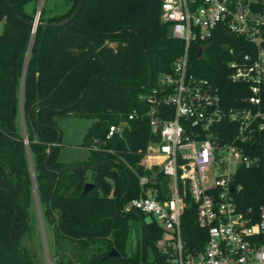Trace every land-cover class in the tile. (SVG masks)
Wrapping results in <instances>:
<instances>
[{"label":"trees","instance_id":"16d2710c","mask_svg":"<svg viewBox=\"0 0 264 264\" xmlns=\"http://www.w3.org/2000/svg\"><path fill=\"white\" fill-rule=\"evenodd\" d=\"M31 1L36 0H10L28 22L35 18L26 11ZM79 1L66 0L73 5L70 12L42 14L40 23L68 19ZM162 2L85 0L72 25L38 28L33 34L0 0V264H38L32 245L35 200L54 236L55 264H142L148 262L149 249L155 251L161 235L155 223L144 224L142 213L122 212L140 197L139 178L151 174L140 165L150 141L148 123L134 120L124 138H105L111 124L142 108L138 95L184 52V43L171 38L170 25L161 20ZM244 45V39L219 28L199 57L201 45L191 48L192 69L219 86L229 104L235 103L240 86L229 79L227 63ZM67 116L92 122L82 147L99 140L116 153L89 151L88 160L78 165L57 161L61 132L56 119ZM88 182L94 189L82 196ZM238 182L244 186V206L264 204L261 171L241 170ZM130 218L141 220L143 228L128 254ZM187 218L190 234H197L194 217ZM65 246L75 251L73 258ZM113 249L119 257L107 258Z\"/></svg>","mask_w":264,"mask_h":264},{"label":"built area","instance_id":"2783aa9c","mask_svg":"<svg viewBox=\"0 0 264 264\" xmlns=\"http://www.w3.org/2000/svg\"><path fill=\"white\" fill-rule=\"evenodd\" d=\"M161 10L185 49L138 95L142 108L107 131L111 141L124 138L134 120L149 127L140 165L151 174L139 178L140 197L122 212L153 217L162 264H264V204L244 206L238 182L241 170L264 174V0H163ZM219 28L245 41L227 63L240 86L234 104L190 61L192 46L201 45L199 57ZM100 144L86 149L116 153ZM187 216L198 226L195 235Z\"/></svg>","mask_w":264,"mask_h":264},{"label":"rangeland","instance_id":"374dc122","mask_svg":"<svg viewBox=\"0 0 264 264\" xmlns=\"http://www.w3.org/2000/svg\"><path fill=\"white\" fill-rule=\"evenodd\" d=\"M34 8L35 11L33 12ZM72 8L73 5L67 3L66 0H36L28 3L26 11L28 13H34L35 17L38 16L40 12V17L43 14L44 17L50 18L56 15H64L70 12ZM2 30L3 24H0V32ZM56 122L61 132V144L57 151V161L68 165L85 163L89 158V151L82 147V142L92 122L87 119L74 118L71 116L59 117L56 119ZM19 125L21 132L24 134L25 127L22 113L19 114ZM32 209L37 225L36 236L32 245L38 257V264H55L54 236L49 227L43 222L40 206L36 200L33 203ZM143 216L144 224L148 225L152 223V216L144 214ZM143 222L137 218H130L129 241L126 246L128 254H131L136 248V234L142 230ZM64 250L69 258L74 257L75 251L70 246H65ZM142 264H158L156 262L155 251L152 248H150L148 252V262Z\"/></svg>","mask_w":264,"mask_h":264},{"label":"water","instance_id":"95a60500","mask_svg":"<svg viewBox=\"0 0 264 264\" xmlns=\"http://www.w3.org/2000/svg\"><path fill=\"white\" fill-rule=\"evenodd\" d=\"M6 2H7L8 7L10 8V10L14 12L13 5H12V3L10 2V0H6ZM84 4H85V0H80L79 3H78V5H77V7H76V9H75V11L73 12V14H72L68 19L63 20V21H61V22H57V23H40V22L38 21V20H39V17H40V14H41L40 12H39L38 16H36L32 22H28V21H26L25 19H23L21 16H19V15L16 14L15 12H14V14H15V17H16L18 20H20V21H22L23 23L28 24L30 27H32V33L35 34V32H36V30H37L38 28H49V27L57 28V27H65V26H70V25H72L73 22H74V20H75L76 17L78 16L79 12H80L81 9L83 8ZM13 112H14V114L17 113V111H16L15 108H13ZM56 146H57V145H55L54 150H55ZM75 168H76V167H73V169H75ZM93 189H94V184H93V183H90V182L86 183V184L84 185V189H83V192H82V196H86V195H88ZM134 213L137 214V212H134ZM14 235H15V234H14ZM117 257H119V253H118L115 249H113V250L107 255V258H117Z\"/></svg>","mask_w":264,"mask_h":264},{"label":"crops","instance_id":"0c3cea01","mask_svg":"<svg viewBox=\"0 0 264 264\" xmlns=\"http://www.w3.org/2000/svg\"><path fill=\"white\" fill-rule=\"evenodd\" d=\"M3 26H4V24H3Z\"/></svg>","mask_w":264,"mask_h":264}]
</instances>
